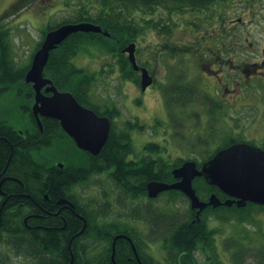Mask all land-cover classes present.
Wrapping results in <instances>:
<instances>
[{
    "label": "rangeland",
    "instance_id": "rangeland-1",
    "mask_svg": "<svg viewBox=\"0 0 264 264\" xmlns=\"http://www.w3.org/2000/svg\"><path fill=\"white\" fill-rule=\"evenodd\" d=\"M27 1L28 7L7 18L8 15L3 16V14L12 8L17 0H0V25L10 32L16 58L21 65L29 63L37 44L42 40V30L47 25L56 24L65 19H76L83 9H89L93 17H97L99 14L98 0ZM206 8L208 10H206L205 16L182 11L179 15L171 16L168 15L169 10L163 6L154 12L141 15L146 19L142 21L143 17H141L142 20L139 23L143 25V31L135 41L141 55L154 62L155 56L166 43L182 47V49L199 46L204 53L208 51L206 47L216 49L225 44L228 49H233L228 54H221L225 58L237 60L239 57L247 61L258 60L261 53L258 51L257 45L263 38L260 30L261 26L264 28V0L220 1ZM133 15L139 16V13L135 12ZM191 21L195 23L191 24ZM244 38L245 42L243 43ZM246 38L253 42V46L249 45ZM238 40L241 42L240 47H243L239 50H237ZM220 41L222 44L219 43ZM164 50L161 52L163 53ZM89 51L78 54L73 59L74 63L80 67L100 72L101 62L105 59L109 60L108 55L92 46L89 47ZM91 52L93 54H90ZM195 53L178 51L177 55H158L157 77L158 81H162L163 90L164 86L167 88L174 83L177 77L180 80L183 77L186 80L189 78L196 84L199 83L197 57L193 55ZM188 58L191 59L188 60ZM258 82L264 86L263 79L259 78ZM138 89L139 87L134 82L123 79L120 74L113 76L101 74L92 90V96L96 103H115L121 110L122 118L116 121L117 129H126V125L123 127L124 119L133 122H138L140 119L145 123L146 126L142 133H139L138 130L130 132L135 150L134 159L143 155L157 157V154H150L145 150L147 144L156 143L161 146L160 155L166 158L170 164L175 160L189 159L201 163L218 145L224 146L223 143L227 138L242 137L251 142H260L264 139V101L259 102L260 108H254L251 105L254 103L252 98H248L247 101H244L245 106L241 111L227 103L225 110L215 112L217 120L213 123L209 122L207 125L209 113L203 107L205 103H203L202 97L196 96L190 106L174 107L176 105L174 104L173 107L167 105V108L162 105L163 100L157 89H150L146 97L139 93ZM28 90L29 87L25 84L13 85L5 91L0 89V122H6L15 129L24 132V135H27V131L35 130V122L30 112L25 108L31 104V99L27 96ZM138 100L141 102L139 103ZM210 116H214V114H210ZM64 152L70 153L72 157L80 155L71 142L65 141L51 148L35 150L34 156L39 161L51 163L56 156H60ZM79 191L81 200L88 204L90 211L108 210L106 222L124 225V227L127 224L122 222H130L128 225L137 226L139 232L146 230L145 225L141 224L142 221L138 223L137 220L129 216V212H134L136 206L142 210V213L138 215L139 218L150 217L148 208L150 210L155 208L157 213L175 218L187 217L190 212V200L179 193L173 195L164 193L155 199H149V197L125 199V203L120 205L121 203H117V199L122 195L108 172L95 175L84 183ZM145 207L147 211L144 212ZM224 213L229 215L226 217L227 220H218L215 216L208 214V218H216L209 221V226L216 230L218 241L224 238L223 245L229 247L233 238H238V235L242 236V244L239 241L236 242L237 244L235 241L234 243L243 256L252 250L259 249V247L264 248L261 244L264 243V209L250 207L236 213L235 217H230V212ZM162 230L166 236L169 234L168 227H164ZM149 238L150 241L158 239L159 242L156 243H162V236L152 234ZM252 238L256 241L255 243ZM154 254L161 257L163 252L155 249ZM244 258L246 264H252L250 257ZM242 260L244 259L242 258Z\"/></svg>",
    "mask_w": 264,
    "mask_h": 264
},
{
    "label": "flooded vegetation",
    "instance_id": "flooded-vegetation-1",
    "mask_svg": "<svg viewBox=\"0 0 264 264\" xmlns=\"http://www.w3.org/2000/svg\"><path fill=\"white\" fill-rule=\"evenodd\" d=\"M160 8L161 6H159L157 9ZM206 10H208L206 7L196 9L185 8L182 12L194 14L197 13L199 15L202 14V16H205ZM180 12L181 11L178 12L177 10H171L170 12L169 10V14H167L171 16L174 14L179 15L181 14ZM194 23V21H191V24ZM260 32L261 35L263 34V38H261V43H258L257 47H259L258 51L261 53V56L255 61H247L243 60L242 58L240 59L239 57L237 60L223 57L221 54H228L233 49H228L226 45L222 44L220 41L219 43L222 44L221 47L216 49L213 47H206L208 50L207 53L201 51L199 46L186 47V49L183 48L186 50L185 51L182 49V47L180 48L174 46L173 44L166 43V45H164L159 50L160 52L155 56L154 62H152L149 58H144L141 55L138 44L135 42V55L138 69H135L131 63L129 59V53L124 51L130 44L125 46L123 49V55L129 61L127 68L130 70L131 67L134 72L133 78L125 76L124 70L119 63V58H114L109 55V60L105 59L101 62L102 68L100 72L89 70L80 66L79 67L84 68L90 75L94 76L96 79L95 82L98 80L101 74H106L109 76L120 74V77L123 79L129 82H134L139 87V93L143 94L145 97L147 96V93L150 91V89L155 88L160 92L161 98L163 100L162 105L164 107H167V105L169 107H173L174 104H176L174 107H184L185 105L190 106V104L194 102V98L196 96H200L203 98V103H205L203 104V107L209 113L207 120V125H209V122L213 123L217 120L215 117V112L217 110H225L227 103L228 105H233L236 110L241 111L245 106L244 101H247L248 98H252L254 103L250 104L254 108H260L259 102L264 101V86L258 82L259 78L264 80V28H262V26ZM244 42L245 38L243 40V43ZM247 42L249 45L253 46V42L250 41L249 38L247 39ZM216 43L218 44L217 41ZM238 43L237 50H239V48L242 49L243 47H240V40H238ZM161 50H164V52L162 53ZM178 51H181V53H195V51H197L193 55L194 57H197L196 62L199 67L200 77L199 83L196 84L195 82L191 81L187 76L188 73L186 72L185 74L188 78L187 80L184 77L181 78V80L177 77V80L174 83L167 86V88L164 86L163 90V85H161L162 81H158L157 77V67H159V60L157 57L159 54H163L164 56L177 55ZM141 57L144 59H141ZM190 59L191 58H188V60ZM143 69H147L150 75L153 77L152 84L149 85L145 90L141 86ZM44 76L51 79L45 74ZM53 83L60 91H68L60 89L54 81ZM28 84L31 85L33 91V100H31V104L28 106V111L35 122V128L37 126L42 132H44V121L46 119L55 120L59 125V128L63 131V135L66 134L69 136L71 143L79 151L81 156H85L86 154L90 153L78 147L75 140L63 129L58 119L49 116H41L43 126L41 127L39 125L33 111L35 105V90L32 83ZM46 88L47 86L42 89V92L48 96L52 95V92H47ZM91 95H93V91H91ZM92 97L94 98V96ZM93 102L96 104L94 99ZM138 102L140 103L141 100H138ZM100 104L105 107L108 106L109 110L114 111L115 103L102 102ZM82 105L86 108L92 109L98 114V112L92 107L85 104ZM117 113L119 114L117 115ZM210 114H214V116H210ZM98 115L108 117L110 119L111 129L113 125H116L117 127L116 121L119 118H122V112L119 108L112 117L109 115ZM129 121L131 120L125 121L124 119L123 127ZM53 124L54 126L50 127V130L56 128V123L54 122ZM138 124L139 127L130 130V132L133 130H138L139 133H142L146 125L145 123L141 122L140 119L138 120ZM240 142H247L254 147H259L264 150V139L260 142H251L249 139L242 137H233L227 138L224 141V145L230 143L228 146L218 145L214 150L216 152L213 151V153L215 155L218 150ZM51 147H53V145L46 148ZM90 154L96 156L92 153ZM211 154L212 153H210L209 156H211ZM134 155H130V158L134 159ZM208 157L205 158V160L208 159ZM69 158H73L72 155L68 152H64L62 155L56 156L51 163H46V165H49L53 169L47 170L45 172L47 173V176L45 178L46 188L44 190H42L39 186L22 185V191L20 190L8 193L3 189V183L9 180L14 181L16 178L9 175H4L1 177L0 197H5V200H0V264H42V261L46 264V261L49 260L47 258L52 257L58 258L62 262L63 259L67 257V253H65L66 247H68V256L71 258L70 264H72L76 257H78V264H244L246 262L244 257H250L252 264H264V248L262 247H259L257 250H252V252L243 256L240 249L236 246V242L239 241L241 244L243 242V238L240 235H238V238H233L229 244V247L223 245L224 238L218 241L217 235H215V241L212 245L207 246L206 244L202 243L197 248H193L190 253L180 251L178 248H176L171 251L172 255L170 256L167 248L168 245L163 240V238V241L161 240L162 243H156L159 242L158 239L150 241L149 238L152 236V234H155L157 230H160V228L163 229L165 227L164 224L160 222V219H157L161 213H157L155 208L150 210V213L153 215L149 213V218H139L138 214L140 215L142 213V210H140L139 206H136L137 208L134 212H129L130 218L137 220L138 223H140L139 221H142L141 224L145 225L146 227L145 231L139 232L138 227L132 225V227L127 229V231L124 229V231L122 230L121 232H116L113 229L112 233L106 235H101L96 232L83 233L87 227V220L85 217L86 215L82 211V204L84 202L81 200L79 191V188L83 184L74 185L72 187V191L70 192L72 194L74 193V197L75 199H78V201L72 200L68 196H64L61 191L63 186L56 184V181L58 178H60V176L66 177L67 174L63 173L59 176L60 171L56 168L58 167L61 170H67L63 168L67 166V159ZM95 175L97 174H94L92 177ZM179 180L180 178L175 177L174 181ZM70 193L68 194L69 196ZM12 196L20 198L16 201H8L7 199ZM228 199H233V197L226 195L221 201L224 203ZM117 203H121L120 205H123L125 201L117 200ZM233 206H236V203H233L231 207ZM140 207L143 209L142 206ZM219 207H227V205L222 204ZM209 208L210 207H206L200 210L199 208H193L190 205V212L188 216L177 219L176 223L178 220L180 222L188 221V225L190 227L201 226L203 228L207 225V227L211 228L209 226V221L216 218L209 217L207 221H205L206 211ZM145 211L146 207L144 212ZM132 214L136 216H131ZM122 223L130 224V222ZM36 235H42L46 241L51 240V238L55 240L57 239L59 240V244L57 246L61 247L59 249H51V245L48 243L46 244V249H44L43 254L35 252L34 237ZM84 237L87 238L84 240ZM116 237L118 238L115 241ZM252 240L254 243L256 242L253 238ZM261 244L264 246L263 242ZM210 246L212 247L210 248ZM155 249H158L161 251V253L163 252L161 257H158L154 254ZM44 254L47 256L46 261L44 259L42 260V255ZM242 258L244 260H242Z\"/></svg>",
    "mask_w": 264,
    "mask_h": 264
},
{
    "label": "trees",
    "instance_id": "trees-1",
    "mask_svg": "<svg viewBox=\"0 0 264 264\" xmlns=\"http://www.w3.org/2000/svg\"><path fill=\"white\" fill-rule=\"evenodd\" d=\"M220 1L228 0H98L99 14L97 17L91 16L89 9H83L76 19H65L44 27L42 30V40L37 44L35 51L41 46L47 32L61 25L78 22H94L100 25L103 31L108 32L109 35H105L104 32H77L70 35L57 49L51 52L44 74L50 77L60 89L71 91L82 104L92 107L98 114L112 117L115 115L118 107L114 104V111H111L108 106L105 107L102 104H95L93 102L91 91L96 79L87 70L80 68L74 63L73 59L84 51L90 52L89 47L92 46L106 55L119 58V63L124 70L125 76L133 78L134 72L131 67L130 70L127 68L129 61L124 57L123 49L131 42H135L143 31V25L139 22L142 20L141 17H143L142 21L146 18L141 15L150 13L151 11L154 12L159 6H163L170 11L177 10L179 12L184 11L185 8L208 7ZM28 5L27 0H24V2L23 0H17L13 4V7L5 12L6 14L4 13L3 16L8 15L7 18H9L16 15L22 9L28 7ZM135 12L139 13L140 17L134 16L133 13ZM35 51L28 64H19L16 58L15 47L10 39V32L0 25V89L2 91L11 88L13 85L25 84L29 87L27 96L33 100V91L31 85L26 83L25 76L31 67ZM25 108L28 110V106ZM54 122L56 123V128H54L55 130H50V127L54 126ZM126 125V129L121 130L117 129L116 125L112 126L109 139L98 155L93 156L90 153L85 156L78 155L67 159V166L63 168L67 170L56 168L60 171L59 176L67 173L66 177L60 176L56 181V184L63 186L61 191L64 196L78 201V199H75L74 193H70L72 187L77 184H84L94 174H102L103 172H108L110 178L119 189L122 196L117 199L118 201L148 197L147 184L150 181L171 183L175 180L173 170L182 165L184 160H182L183 162L175 160L170 164L166 158L160 155L162 151L161 146L156 143L147 144L145 150L149 151L150 154H157V157L143 155L137 158V160L131 159L130 155H134L135 150L130 130L139 127V124L138 122L129 121ZM62 132L55 120L46 119L44 121V132L36 126L33 132L27 131V135H24V133L6 122H0V179L4 175L16 178L14 181H5L2 185L3 189L9 193L22 191V185H30L39 186L44 190L46 188L45 178L47 176L45 172L53 168L46 165L47 162L44 163L37 160L34 156V151L62 144L65 141L71 142L69 136L63 135ZM229 144H225L224 146H228ZM213 155L214 153L212 152L208 159ZM203 162L198 163V166H201ZM194 186L202 200H208L212 193H216L221 199H224L226 196L217 186L211 185L203 177H197L194 181ZM69 193L70 196L68 195ZM164 193H169L170 195L179 193L183 195V193L177 190H168ZM19 198L12 196L7 200L16 201ZM0 200L4 201L5 197H0ZM250 207L264 209V206L253 203H248L245 207L227 206L214 208L211 206L206 211L205 221L208 219V214L220 220H227L228 218L226 217L229 215L224 212H230V217H235L236 213L247 210ZM82 211L85 213L86 216H84L87 220V227L83 233L96 232L106 235L112 233L113 229L116 232H121L124 229L127 231V229L131 228L128 224L124 227V225L106 222L107 209L90 211L88 204L83 203ZM148 212L150 213L149 208ZM132 216L136 215L132 214ZM157 219H160V222L170 229L167 236L161 228L156 233L154 232L157 236L164 238L163 240L168 245L167 248L170 256L172 255L171 250L173 251L176 248L190 253L193 248H197L202 243L207 246L214 244L216 230L207 227V225L203 228L201 226L190 227L188 221L180 222L178 220L176 223L179 218L162 213ZM86 238L84 237V240ZM34 239V251L41 254H43L48 243H50L51 249H59L61 247L57 246L59 244V240L57 239L51 238V240L46 241L42 235H36ZM65 253H67V257L62 262L55 257L47 258L45 254L42 255V260L46 261V258L49 259L46 261V264H70L71 258L68 256V247H66ZM77 260L78 257L74 259L72 264H78ZM42 264L45 263L42 261Z\"/></svg>",
    "mask_w": 264,
    "mask_h": 264
},
{
    "label": "water",
    "instance_id": "water-1",
    "mask_svg": "<svg viewBox=\"0 0 264 264\" xmlns=\"http://www.w3.org/2000/svg\"><path fill=\"white\" fill-rule=\"evenodd\" d=\"M77 32L101 33L103 29L93 22H78L64 24L50 30L41 47L36 51L25 80L32 83L35 90L33 111L39 125L43 126L41 116L58 119L63 129L75 140L80 149L98 155L109 139L110 119L99 116L92 109L84 107L71 92L60 91L51 79L44 76V69L51 51ZM104 34L109 35L108 32ZM124 51L129 53L134 68L138 69L135 55L136 43L130 44ZM152 82L153 77L149 71L143 69L142 88L145 90ZM45 86H47L46 91L52 92V95L48 96L42 92ZM173 173L175 177L180 178L179 181L170 184L150 181L147 184L149 197L156 198L162 191L176 189L188 196L193 208L200 210L208 205L232 206L233 203L242 207L248 202L264 206V150L248 143H238L220 150L200 168L195 161H186L182 166L174 169ZM202 176L208 183L217 186L233 199L222 203L213 193L208 202L202 201L194 187L195 178Z\"/></svg>",
    "mask_w": 264,
    "mask_h": 264
}]
</instances>
